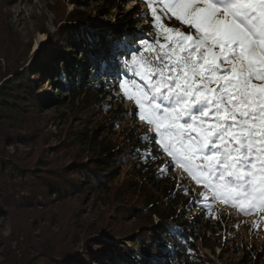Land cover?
Returning a JSON list of instances; mask_svg holds the SVG:
<instances>
[{"label":"snow or ice","instance_id":"snow-or-ice-1","mask_svg":"<svg viewBox=\"0 0 264 264\" xmlns=\"http://www.w3.org/2000/svg\"><path fill=\"white\" fill-rule=\"evenodd\" d=\"M140 4L148 11L138 6L134 15L151 20L147 29L119 36L85 30L69 38L89 49L92 79L104 80L99 86L110 89L109 98L134 105L124 119L143 125L133 132L142 131L138 143L151 146L132 149L126 155L134 159L123 163L147 172L160 157L170 158L169 166L152 170L169 179L179 167L194 182L183 187L172 177L177 195L193 197L186 216L200 211L201 219H220L213 212L217 202L264 213V0ZM173 18L178 26L167 23ZM60 78L69 80L66 72ZM166 228L181 240L180 225Z\"/></svg>","mask_w":264,"mask_h":264},{"label":"rangeland","instance_id":"rangeland-1","mask_svg":"<svg viewBox=\"0 0 264 264\" xmlns=\"http://www.w3.org/2000/svg\"><path fill=\"white\" fill-rule=\"evenodd\" d=\"M116 1L113 9L100 0H84L81 7H77L76 0H0V83L16 66L20 65L22 69L32 65L42 47V59L53 50L62 51L63 30L73 26L67 17L78 10L86 18L85 24L77 23L79 33L88 30L115 35L127 12L136 10L138 6L146 11L145 5L136 0L134 3ZM135 19L138 21L137 16ZM146 24V21H138L137 27ZM89 55V49L84 45L81 56L89 60ZM47 92L51 97L57 95L55 88L47 89ZM109 96L106 99L114 107L121 101ZM123 108L130 109L131 105L125 104ZM109 117L99 112L92 114L72 104L42 114L32 113L23 119L20 128L9 131L15 138V144L8 147L3 142L2 147L28 166L44 160L45 166H40L41 169H59L56 175L61 172L68 176L73 172L71 168L77 165L76 159L86 153L85 148L73 140L74 134L90 133L101 125L108 126ZM132 124L128 119L121 122L126 128ZM163 166H169L167 160H163ZM128 170L129 167H125L121 175L110 183L109 191L99 197L92 192H77L66 198L44 194L41 206L9 209V217L0 220V259L9 251L24 259L49 246L67 253L84 251L97 254L94 261H85L87 264H132V258L121 252L128 250L133 256L138 253L133 241L143 236L144 231L141 230L146 228V222L149 225L150 222L148 216H144L145 212L138 216L130 212V208L141 209L144 206L142 200L128 194L124 196L125 185L131 181ZM172 176L179 179L180 186H193L194 182L185 179L186 174L180 168H176ZM46 189L43 188V193L47 192ZM195 191L201 189L195 188ZM188 198L193 197L190 195ZM213 211L220 218L217 219V234L225 246L211 251L201 245L200 239L191 238L196 247L195 264H264V213L251 211L245 216L237 208L219 202L214 204ZM193 213L192 218L201 215L199 211ZM153 220L159 222L156 217ZM101 227L107 230V234H100ZM194 233L199 234V230L195 229ZM109 245L113 249L106 250ZM145 258L159 262L157 264H170L168 258L166 263L161 258L157 261L154 253Z\"/></svg>","mask_w":264,"mask_h":264},{"label":"trees","instance_id":"trees-1","mask_svg":"<svg viewBox=\"0 0 264 264\" xmlns=\"http://www.w3.org/2000/svg\"><path fill=\"white\" fill-rule=\"evenodd\" d=\"M100 1L113 9L116 8V0ZM136 1L140 3V0ZM76 3L77 7H81L84 5V0H76ZM145 7L147 12V6ZM134 12L135 10H131L125 14V18L119 23L117 36L125 32L132 33L138 28ZM67 19L73 26L65 27L63 30L64 37L60 42L62 51L53 50L43 59H32L33 64L22 69H20L22 66H16L0 83V220L9 217V209L18 207L33 209L41 206L44 204L42 201L44 194L54 198H66L77 192H92L99 197L101 193L109 191L110 183L121 175L125 167H129L127 175L131 177V181L125 185L124 196L126 194L134 196L142 200L144 206L141 209L130 208V212H135V216L145 212L144 216H148L150 222V225L146 222V228H142L143 236L133 241L134 247L139 250L138 253L133 256L128 250L121 252L132 258V264L159 263L146 260L145 257L152 253L157 256V261L161 258L165 259L166 263L168 258L170 264L191 262L195 264L196 247L191 241V238L195 237L201 240V245L206 249L211 251L222 249L225 245L221 242V236L217 234V219L207 217L201 219L200 215L196 217L195 222H192V213L187 216L182 214L184 206L190 199L189 196L176 194V183L172 180L173 172L169 179H160L152 170L158 165L163 166V160L169 163L170 158L166 155L160 157L156 163L151 164V169L147 172L136 162L123 163L134 159L126 155L132 149L147 148L151 144L138 143V137L143 132H133V129L137 127L142 129L143 125H139L135 118L128 119L133 122L132 126L126 128L121 125L126 113L135 111L134 105L120 98L121 101L115 107L112 106L106 99V96L110 95V89L99 86L104 83L103 79L99 81L92 79L91 61L81 56L84 43L69 40L70 37L79 34L77 23L85 24L86 18L81 16L78 10L77 13L70 14ZM146 22L144 27L139 28L147 29L151 20ZM167 23L173 27L179 25L174 18ZM146 35L154 36L155 33H146ZM93 54L99 55V50ZM64 72L69 77L68 82L60 78V74ZM94 83L97 84L95 88L92 87ZM51 88L57 90V95L54 97L47 92V89ZM113 100L119 101V99ZM69 104L89 110L92 114L99 112L108 115L110 122L108 126L101 125L92 129L90 133L74 134L73 140L81 144L86 153L80 159H76L77 165L71 168L73 172L68 176L61 172L56 175L59 169L50 171L41 169L40 166H45L44 160L34 164L35 166H28L19 157L7 153L2 147L3 142L8 147L15 144V138L9 134V131L20 128L24 118L32 113L42 114L67 107ZM125 104H130L131 108L124 109ZM117 124L119 127L116 126ZM50 174L53 175L49 176ZM44 187L48 188L46 193L42 191ZM237 209L248 216L249 212ZM154 217L159 222L155 223ZM173 223L182 227L183 236L180 241H175L166 228V225ZM195 229L199 230V234L194 233ZM100 230L101 235L107 232L102 227ZM168 243L172 244V248L166 247ZM109 248L113 249V246L109 245L106 250H110ZM96 255L84 251L67 253L46 246L36 254L25 256L24 259L9 251L1 255L0 264H87L85 261H94Z\"/></svg>","mask_w":264,"mask_h":264}]
</instances>
